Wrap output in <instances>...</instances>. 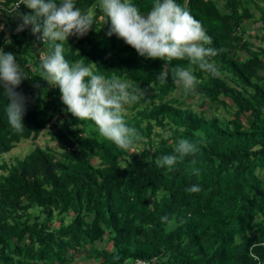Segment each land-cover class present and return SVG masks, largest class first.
<instances>
[{
	"label": "trees",
	"instance_id": "obj_1",
	"mask_svg": "<svg viewBox=\"0 0 264 264\" xmlns=\"http://www.w3.org/2000/svg\"><path fill=\"white\" fill-rule=\"evenodd\" d=\"M262 1L175 0L212 38L206 46L218 50L207 58L217 69L213 76L187 60L139 56L107 34L111 24L104 23L98 0H75L92 15L93 28L68 38L65 59L128 81L129 91L136 85L146 91L125 106L126 124L143 137L136 144L141 150L126 152L101 137L92 121L67 112L59 88L39 77L47 46L30 26L17 31L18 14L31 10L23 4L16 9L18 0H0V48L15 55L26 76L16 91L27 108L24 131L13 133L0 88V156L38 138L58 114L65 117L52 133L61 151L37 146L0 164V264H74L87 250L94 264H264V45L257 42L264 41ZM130 2L147 14L155 0ZM251 21L261 24L260 32L251 31ZM176 64L194 69L198 81L184 99L173 96ZM165 67L169 75L161 84L157 76ZM189 99L201 107L223 106L230 117L197 110ZM180 139L199 141L196 155L172 171L158 166L159 158L175 154ZM192 185L201 190L187 192Z\"/></svg>",
	"mask_w": 264,
	"mask_h": 264
},
{
	"label": "clouds",
	"instance_id": "obj_2",
	"mask_svg": "<svg viewBox=\"0 0 264 264\" xmlns=\"http://www.w3.org/2000/svg\"><path fill=\"white\" fill-rule=\"evenodd\" d=\"M23 4L31 13L18 14L21 23L17 31L30 26L31 33L48 51L40 57L39 77L50 86L58 87L66 110L79 121H92L101 137L123 151L134 152L137 142L143 137L137 129L126 124L125 106L135 104L146 96L136 85L113 75L106 77L94 73L83 61L69 64L64 51L70 36L83 37L93 27V17L82 12L75 0H18L16 9ZM104 23L110 21L109 36L115 34L146 59L172 61L187 60L201 71L215 76L217 69L207 58L218 55V50L206 45L212 38L206 34L201 23L175 0H155L151 10L142 14L130 0H98ZM78 53V52H77ZM79 54V53H78ZM173 82L182 86L185 93L194 91L197 77L194 69L176 64L171 68ZM167 67L157 76L161 84L167 82ZM26 76L13 53L0 48V88L7 98L5 113L8 124L15 134L24 131L26 97L17 92ZM199 141L180 139L173 155L157 160V165L172 171L185 157L195 156ZM191 163L194 165L195 160ZM199 176V170L192 169ZM199 185L187 188L189 193H198ZM163 222L168 217L161 218Z\"/></svg>",
	"mask_w": 264,
	"mask_h": 264
},
{
	"label": "rangeland",
	"instance_id": "obj_3",
	"mask_svg": "<svg viewBox=\"0 0 264 264\" xmlns=\"http://www.w3.org/2000/svg\"><path fill=\"white\" fill-rule=\"evenodd\" d=\"M261 4H263L262 0H258ZM260 11H257V17L260 15ZM250 26L251 31L255 32H260L261 24H255L253 21L249 22L248 24ZM3 30V25L0 22V32ZM253 31V32H254ZM264 32V31H263ZM258 43H261L264 45V41L257 39ZM173 96L178 97L180 99L186 98V93L184 92L182 86H179V88L174 92ZM189 103H192L195 109L200 110L208 107V109L211 110L212 113H217L223 117H230L229 113L227 110L224 109L223 106H220L218 110L215 108L207 105L206 107H201L199 105L200 101L198 99H189ZM125 112L129 113L130 109L128 107H125ZM62 115V114H61ZM61 117V118H59ZM61 119V120H60ZM65 117L60 116L59 114L54 118L52 123L44 130V132L36 139H27V140H22L17 144V146L12 149L9 153H6L3 156H0V164L3 162H9V163H14L17 158H23L25 157L29 152H31L35 147L41 146V147H53L57 148L59 151H61L58 142L53 139L52 133L57 130L58 127H60L63 124ZM156 131H161L160 128H157ZM143 145L135 147L136 150H141ZM95 162H98V159H95ZM4 173V169L0 168V174ZM35 213H39V210H34ZM71 221V217L68 216L65 220V223H69ZM54 225H59V220L58 217L55 218ZM109 248H112V243L108 244ZM89 251H85L84 255L80 257L79 259L76 260L74 264H94L95 259L89 257Z\"/></svg>",
	"mask_w": 264,
	"mask_h": 264
},
{
	"label": "built area",
	"instance_id": "obj_4",
	"mask_svg": "<svg viewBox=\"0 0 264 264\" xmlns=\"http://www.w3.org/2000/svg\"><path fill=\"white\" fill-rule=\"evenodd\" d=\"M137 264H150V263L149 262H146V261H140Z\"/></svg>",
	"mask_w": 264,
	"mask_h": 264
}]
</instances>
